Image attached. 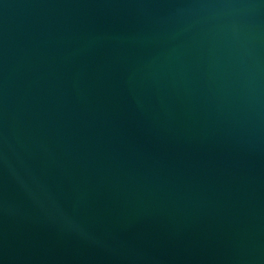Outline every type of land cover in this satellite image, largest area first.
<instances>
[{"label": "water", "instance_id": "1", "mask_svg": "<svg viewBox=\"0 0 264 264\" xmlns=\"http://www.w3.org/2000/svg\"><path fill=\"white\" fill-rule=\"evenodd\" d=\"M0 264H264V0H0Z\"/></svg>", "mask_w": 264, "mask_h": 264}]
</instances>
